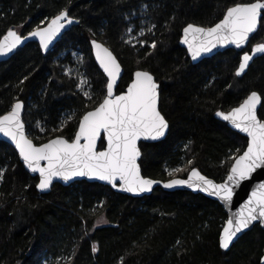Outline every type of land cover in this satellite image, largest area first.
<instances>
[{
  "label": "trees",
  "instance_id": "1",
  "mask_svg": "<svg viewBox=\"0 0 264 264\" xmlns=\"http://www.w3.org/2000/svg\"><path fill=\"white\" fill-rule=\"evenodd\" d=\"M252 2L0 0V39L12 29L26 35L65 9L78 20L50 52L44 54L30 43L0 63V116L21 100L27 132L36 144L56 136L73 140L82 116L106 95L107 79L90 46L91 39H98L124 67L117 93L125 91L138 69L152 73L160 84V111L169 132L161 142L141 144L143 174L170 179L169 169L184 160L192 162L191 169L222 182L247 139L215 114L257 91L264 120V55L238 77L242 53L226 50L193 64L180 39L187 25L211 27L229 7ZM141 26L146 27L144 45L128 43L129 29L138 33ZM262 29L264 12L249 48L264 43ZM77 49L84 54L91 99L65 72ZM37 123L46 130L43 139L33 130ZM100 145L103 149L104 141ZM0 177V264H62V255L68 256L64 264H262V228L254 227L229 251L222 250L219 238L227 214L218 202L200 194L156 189L133 198L79 181L67 187L56 184L43 195L36 189L38 178L26 172L13 147L1 141Z\"/></svg>",
  "mask_w": 264,
  "mask_h": 264
},
{
  "label": "snow or ice",
  "instance_id": "2",
  "mask_svg": "<svg viewBox=\"0 0 264 264\" xmlns=\"http://www.w3.org/2000/svg\"><path fill=\"white\" fill-rule=\"evenodd\" d=\"M262 10L264 0L236 4L227 9L224 18L214 27L204 28L189 24L183 30V43L188 45L193 60L202 53L211 52L218 44H233L239 48L249 40L250 34L257 31L261 24ZM62 21L67 24L73 22L66 9L52 19L46 28L37 27L30 36L38 37L42 47L47 50L65 27ZM24 39L16 31H9L0 41V57L8 56ZM93 43L97 50V59L110 79L106 85L105 97L94 110L83 116L73 142L56 138L40 146L33 144L24 132V124L20 118L23 104L19 101L7 115L0 116V134L15 143L27 168L33 173H39L37 186L42 191L48 189L56 177L68 181L77 176H89L106 181L113 187L117 186V181H121L122 190L127 192H150L157 181L141 176L137 164L140 156L137 141L141 137L155 140L164 136L168 129V121L158 107L159 85L151 73L137 71L127 92L114 95L113 89L119 77L120 65L106 48ZM151 47L155 49L156 44L152 43ZM254 51L264 53V43L257 44ZM251 59V55L243 56L237 76L244 73ZM85 95L89 96V93L85 92ZM260 102L261 97L252 92L239 107L227 113L217 112L224 121L230 122L234 128L250 138L247 150L235 158L226 182L217 184L193 169L189 179H172L164 187L187 185L217 196L230 205L234 186H239L241 181L250 178L257 168L264 167V120L257 116V105ZM101 131L107 134L108 147L106 151L97 152L96 141ZM82 139L85 143H81ZM41 161H47V166L42 167ZM169 175L173 173L170 172ZM257 220L264 223V184L259 185L244 208L227 221L221 247L228 249L237 234Z\"/></svg>",
  "mask_w": 264,
  "mask_h": 264
},
{
  "label": "water",
  "instance_id": "3",
  "mask_svg": "<svg viewBox=\"0 0 264 264\" xmlns=\"http://www.w3.org/2000/svg\"><path fill=\"white\" fill-rule=\"evenodd\" d=\"M234 6H235V5H234ZM232 7H233V6H232ZM263 12H264V10H262L261 19H262V16H263ZM68 15H69V13H68ZM225 15H226V13H225ZM225 15H224V16H225ZM55 17H56V16H55ZM55 17H54V18H55ZM54 18H52V19H54ZM69 18H71L73 22H72L71 24H67L66 21H62V23L65 24V27L60 31L59 35H58V36L52 41V43L49 44V47H48L47 50H45V49L42 47V45H41V43H40L38 37H31V36H30V33L33 32V31H35V30H33V31H31L30 33H28V34H26V35H24V34H20L22 37H25L24 42H23L21 45H19L16 49H14L13 52L10 53L8 56L0 57V63H1V62H5V61L10 60V59H11V58H12V57H13V56H14V55H15V54H16L21 48L25 47L27 44H30V43H35V44H37V45L39 46V48L41 49L42 53H44V54L50 52V51L55 47V45H56V44H57V43L63 38V36L69 31V29H70L71 27H73L74 25H77V24H78V20H77V19H75L74 17H71L70 15H69ZM223 18H224V17H223ZM52 19H51V20H50L45 26L40 27V28H46V27L51 23ZM221 20H222V19H221ZM221 20H220V21H221ZM220 21H219V22H220ZM219 22H218V23H219ZM216 24H217V23H216ZM216 24H215V25H216ZM191 25H194V26H197V27H203V26H199V25H195V24H191ZM215 25H213V26H211V27H214ZM187 26H188V25H187ZM187 26H186V27H187ZM186 27H185V28H186ZM260 27H261V24L258 25L257 31H256L255 33L250 34V36H249V40H248L244 45H242L241 47L237 48V47H236L235 45H233V44H228V45H219V44H218L215 48L212 49L211 52H205V53H202L201 56L198 57L196 60H193V59H192L191 52L189 51L188 45L185 44V43H183V40H184V31H182V37H181V39H180V46H181L182 48H184V49L187 51L188 57H189V59L192 61L193 64H199V63L202 62L203 60L209 59V58L215 56L216 54L221 53V52L226 51V50H235V51H237V52H239V53H242L240 64L243 62V56H244L245 54L251 55V56H252V59L249 61V63H248V67L245 69L244 73H242L241 75L238 76V77H242V76H244V75L247 73V71H248L249 67L251 66V64H252L257 58H259V57H261V56L264 55V53H256V52L254 51L255 46H256L257 44H261V43H263V42H261V43H256V44L252 45V46L249 48L252 38L258 33V31L260 30ZM204 28H208V27H204ZM183 30H184V29H183ZM10 31H16V32L18 33V31L15 30V29H12V30H10ZM18 34H19V33H18ZM6 35H7V34H6ZM6 35H4V36H6ZM4 36L0 39V41L3 40ZM189 38L191 39V36H190ZM93 42L98 43V44H101V45L103 46V48H106V49L112 54V56L115 57L117 63L120 65V73H119V77L117 78V81H116V83H115V86H114V89H113V93H114V95H122V94H125V93L127 92L128 87L130 86V84H131V83L133 82V80L135 79V73H136L137 71H146V70H141V69L135 70L134 73H133V76H132V80H131V82L129 83V85L126 87L125 91H123V92H121V93H117V89H118V87H119V84H120V82H121V79L123 78V76H124V74H125L124 67H123V65L121 64V62L119 61V59L117 58V56L114 54V52H113V51H112V50H111V49H110L105 43H103L102 41H100V40H98V39H91V41H90V46H91V51H92L93 58H94V60H95V63H96L97 66L99 67V69H100V70L102 71V73L105 75V77H106V79H107V82L109 81L110 78L108 77L107 73L104 71L103 67L101 66L100 61L97 59V56H96V52H97V50H96V48H95ZM247 49H249V50H247ZM238 68H239V67H238ZM237 70H238V69H237ZM147 72H149V71H147ZM149 73H150V72H149ZM151 74H152V73H151ZM152 75H153V74H152ZM153 77H154V79L156 80V78H155L154 75H153ZM156 82H157V80H156ZM157 83H158V82H157ZM158 85H159V88H158V92H159V104H158V107H159V109H160V84L158 83ZM106 91H107V88H106ZM253 92H256V93L261 97V102H260V104L257 105V116H258L259 119H261V118L259 117V111H260V109H261V107H262L263 99H262V96L260 95V93H258L257 91H253ZM251 93H252V92H251ZM251 93H250L249 95H251ZM249 95H248V96H249ZM248 96H247V97H248ZM247 97H246L245 99H247ZM245 99H244V100H245ZM244 100H243V101H244ZM18 101H19V102H22V104H23V108H22V110H21L20 118H21L22 123L24 124V132H25V135L28 137V139L32 140V139L29 137V134H28V132H27V127H26V124H25V122H24L25 103H24L23 101H21V100H18ZM18 101H17V102H18ZM17 102H15V103H17ZM241 103H243V102H241ZM241 103H240V104H241ZM240 104H239V105H240ZM14 105H15V104H14ZM14 105H13V106H14ZM239 105L236 106V107H239ZM236 107H234V108H236ZM95 108H96V107H95ZM232 109H233V108H232ZM232 109H231V110H232ZM92 110H94V109H91V110H89V111H92ZM231 110H229V111H231ZM10 111H11V110H10ZM10 111H9V112H10ZM89 111H88V112H89ZM229 111H221V110H219V111H217V112H225V113H227V112H229ZM217 112H216V114H215L216 119H218V120L221 121V122L226 123L227 126H228L232 131L238 133L239 135H241V136H243V137H245V138L247 139V145H246V148H245V150H244L241 154H239V155L236 157V158H238L240 155H243V153L247 150V146H248V143H249V139H250V138L247 137V134H246V133H242V132H240L238 129L234 128V127L231 125L230 122H228V121H224V120L222 119V117H220V116L217 115ZM86 113H87V112H86ZM86 113H85V114H86ZM161 113H162V112H161ZM7 114H8V112L5 113L4 115H7ZM85 114H84V115H85ZM84 115H83V116H84ZM162 115H163V114H162ZM2 116H3V115H2ZM83 116H82V118H83ZM82 118L80 119V121L82 120ZM165 119H166V118H165ZM166 120H167V119H166ZM261 120H262V119H261ZM80 121H79V123H80ZM78 131H79V125H78V128H77L76 134L78 133ZM168 132H169V122H168V129L165 131L164 136L159 137V138H157V139H155V140H153V139H151V138L146 139V138H144V137H141V138L137 141V147H138V149H139V151H140V156H139L138 159H137V164H138L139 167H140V174H141V176H143V177H145V178H147V179H152V180H154V181H157V183H155V184L152 185V190H151L150 192H141V193H138V194H137V193L127 192V191L122 190V182H121V181H117V186H116V187H113L111 184H109V183L106 182V181H101V180H99V179H96V178H94V177H89V176H77V177H73L72 179H70V180H68V181H65V180H63V179H61V178H59V177H56V178L53 179L52 185H51L48 189L42 191V190H40V189L38 188V186H37V185L39 184V179H40V177H39V173H33L30 169L27 168V166L25 165V163H24L22 157H21L20 154H19V150H18V148H16L15 143H14L10 138L4 136L3 134H0V141H1V142H4V143H7V144H9L10 146H12L13 149H14V150L16 151V153L18 154L19 160H20V162L23 164V167H24V169L26 170V172H28L32 177L38 178V183H37V185H36V189H37V191H38L40 194H43V195L50 193L51 190H52V188H53L54 185H56V184H61V185L67 187V186H70V185H72V184H74V183H76V182H79V181H86V182H88V183H98V184H101V185H105V186L110 187L113 191H115V192H117V193H120V194H123V195H128V196L133 197V198H143V197H145V196H149V195H151L156 189H161V190L166 191V192L188 191V192H191V193H193V194H200V195H203V196H205V197H207V198H209V199H211V200H214V201L218 202V203L224 208V210H225V212H226V214H227V221H228L229 219H231V218H233L234 216H236V215L241 211V209L244 208L245 204L248 202L249 198L251 197L252 192H253L254 190H256V188H258L259 185L264 184V167L257 168V169L251 174L250 178L241 181L240 184H239V186H234V188H233L234 195H233V198H232V201H231V204H230V205H229V204H225V202H223L222 200H220L219 197L214 196V195H210L208 192L201 191V190L198 189V188H190V187H188L187 185H177V186H174V187H172V188H166V187H164V185H165L166 183H168V182H169L170 180H172V179H185V180L189 179V177H190V175H191V171H192L193 169L199 171V173H200L201 175L207 177L208 179L212 180L213 182H215V183H217V184L226 182V181H227V176L230 174V171H229L228 175L226 176V178H225L222 182H217V181H215V180L209 178L208 176H206L205 174H203L198 168H192V169H190V171L187 173L186 176H183V177H181V176H178V177H172V178L167 179V180L153 179V178H151V177H147V176H145V175L143 174V172H142V168H141V165H140V160H141V157H142V151H141V147H140L141 144H142V143H147V144H149V143H157V142H161V141H163V140L167 137ZM76 134H75V136H76ZM56 138H64V139H66L65 137H62V136H56V137L51 138V139H49L48 141H46V142H44V143H42V144H36L33 140H32V142H33V144H35L36 146H40V145L46 144V143H48L49 141H51V140H53V139H56ZM74 139H75V137H74ZM74 139H73V140H68V139H66V140H68V141L71 143V142L74 141ZM102 141H104V143H105V147H104L103 149L100 148V146H101L100 144H101ZM81 143H85V141L82 139V140H81ZM107 147H108V143H107V134H106V132L101 131V134H100L99 138H98L97 141H96V151H97V152L106 151V150H107ZM234 163H235V160H234L233 164H234ZM233 164H232V165H233ZM41 166H42V167H46V166H47V161H41ZM231 167H232V166H231ZM230 169H231V168H230ZM227 221H226V223H225L223 229L227 226ZM258 225H259V226L262 228V230L264 231V223H261V221H259V220L254 221V222H253V223H252L247 229H244L241 233H238V234H237V237L234 238V240L232 241V243L230 244V246H229L228 249H223V248L221 247V239H222V235H223V229H222V231H221V233H220V238H219L221 249L224 250V251H229V250L232 248V246H233V245H234V244H235V243H236V242H237L242 236H244L246 233H248L249 231H251L252 229H254V227H256V226H258ZM261 262H262V264H264V253H263V257H262V259H261Z\"/></svg>",
  "mask_w": 264,
  "mask_h": 264
},
{
  "label": "rangeland",
  "instance_id": "4",
  "mask_svg": "<svg viewBox=\"0 0 264 264\" xmlns=\"http://www.w3.org/2000/svg\"><path fill=\"white\" fill-rule=\"evenodd\" d=\"M143 22V21H142ZM145 23V22H143ZM19 34H23L22 32H19ZM143 33V34H142ZM146 33V27L141 26L138 33H134L133 28H131V31H128L126 34V40L129 43L131 41L132 45H144V42L142 40V37ZM66 55V54H65ZM71 57V63L70 65L65 66V72L69 76H73L78 81V90L84 95L85 92L89 93V96L92 94V88L91 83L87 77V73L84 70V54L80 50H73L70 54ZM86 96V97H89ZM34 131H37L41 134V139H43V136L46 134V130L43 127L42 124L37 123L33 127ZM192 166V162L182 161L177 167L174 169H169V173L172 172L173 175H170L171 177H178L179 174H181V177L186 176L187 173L190 171ZM176 169H179V171H175ZM68 261V256L62 255L58 259V263H66ZM44 263V262H43Z\"/></svg>",
  "mask_w": 264,
  "mask_h": 264
},
{
  "label": "flooded vegetation",
  "instance_id": "5",
  "mask_svg": "<svg viewBox=\"0 0 264 264\" xmlns=\"http://www.w3.org/2000/svg\"><path fill=\"white\" fill-rule=\"evenodd\" d=\"M254 44H256V43H254ZM254 44H253V45H254Z\"/></svg>",
  "mask_w": 264,
  "mask_h": 264
}]
</instances>
